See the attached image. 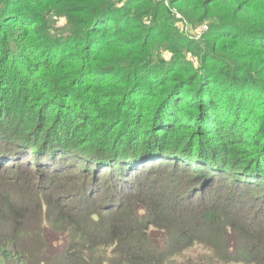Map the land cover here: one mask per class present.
Returning a JSON list of instances; mask_svg holds the SVG:
<instances>
[{"label": "trees", "instance_id": "obj_1", "mask_svg": "<svg viewBox=\"0 0 264 264\" xmlns=\"http://www.w3.org/2000/svg\"><path fill=\"white\" fill-rule=\"evenodd\" d=\"M29 2L33 6H28L27 3L20 0H0V54H2L0 67L8 66L10 60L19 63L18 57L22 54L30 55L37 64L46 61L42 68L49 69V76L44 82L45 89H41L40 99L45 103L44 106L50 102L52 105L46 111L39 113L40 118L34 116V111L31 109V112L29 111L27 116L24 115L19 123L8 124L7 120L0 119V136L7 132V135L3 137L6 141L0 139V155L5 157L2 159H7L12 154V156H16L15 161L20 162V154L25 153L26 149L31 151L36 149L35 151L39 152L38 148L46 149L42 150L44 152H51L50 156L47 155L51 159H53L54 153H57L63 161L68 159V156L80 154V157L86 160V164L83 166L84 173L89 172L87 165L93 159L112 157L118 160L121 157L119 150L121 147L118 144L107 150L99 149L98 146L100 143L109 144L112 134L117 133L114 131L118 128L117 121L110 123L104 114L123 111L127 107L124 106L125 103L134 100L132 93L139 91L140 79L144 74L149 80L148 74L156 72L159 68L164 69L163 66H157L155 63L156 57H159L156 54L160 49L163 48L172 54L183 50V52L211 58L214 61V75H208L209 78L206 77L203 81L200 75L195 72L192 63H181L179 70L172 72L169 79L162 81L160 86L153 90L151 96L144 99L146 102H144L142 111L148 115L150 104L155 105L156 103L157 106H162L165 101H171L173 93L180 91L178 97L183 90L197 88L201 94L199 96L202 99L201 102L197 105L186 104L185 99H180L176 107L179 110L183 105L187 106L186 110L194 108L192 111L199 110L201 113L204 111L208 115L204 121L198 124V128L195 125H190L184 131L190 137L196 136L199 139L208 140L209 136H212L223 141L226 131L219 126L222 125L220 120L219 123H216L218 120H215V116L208 119L209 114L214 115L219 111L217 92L211 87L227 86L231 89H248L249 94H253L255 91L256 98L244 96V99H248L240 100L241 109L237 115V118L250 116L247 124L252 123V129H255V132L252 131L249 135L252 142H250L251 140L245 141L243 147L239 148L230 146V153L239 150L238 154L242 155L236 154V157L229 155L225 161L222 160L218 163L220 166L224 165L222 168H227L232 160L239 158L240 164L246 168L249 167L247 169L249 173L247 172L243 177L242 175L246 171L237 168V174L242 175L233 178L226 176L224 180H216V177L207 170V164L209 162L213 164V162H211L212 159L210 161L207 159L209 158V148L205 143L204 146L201 144L203 147L198 154L201 168H205L203 171L201 170L203 173L200 176L207 171L210 175H205L199 183H197L200 179L198 172H196L198 178H184L188 184L196 182V188L201 191L206 190V193L212 189L233 193V199L236 202L240 201L237 209L245 210V206L242 205L249 202L255 211L252 212V217L247 219L250 222L243 221L239 217L232 218L229 210L223 209L221 212L217 210L219 197L214 198L210 203L205 202L199 210L195 209L193 211L195 212L194 220H187L186 217L189 214L184 217L185 215L182 213L172 217L171 214L175 209L181 210L185 203L192 202L190 194L193 190L191 189L183 199L175 194V203L179 206L176 204L161 208L152 199L154 195H162L151 190L156 188L154 186L147 191L142 189L140 194L127 196L128 200L125 205H128L127 208L130 207L131 211L123 221L117 219V213H107L102 208H99L101 210L83 208L81 211L87 213L84 212V219H78L71 212L64 211L50 193L49 195L44 192L35 193L30 201L22 199L16 187L21 186L25 178L20 179L19 175H14L10 179L13 185L5 188L0 185V219L2 220L0 256L8 263L15 262V264H264V231H261L260 228V226L264 228V192L260 191L264 188V0H168L167 3L170 5L168 7L158 0H127L123 7L118 6L120 0H43L40 2L29 0ZM134 2H139L136 4L138 7H133ZM12 4H14L15 10L7 13V8ZM171 7L178 8L184 16L186 15L188 22L200 24L210 21V30L205 33L202 43L188 41L185 45L177 44L175 40L183 41L184 37L178 34V29L174 25L167 23L169 18L164 12H168ZM223 7H227V10L224 11ZM48 10L54 15L68 17L73 32V36L69 38L74 41L72 51H69V46L67 49V45H64L62 40L50 37L52 24L45 17V12ZM4 19L6 20L4 21ZM168 24L172 25L169 28L174 30L172 37L167 33ZM160 26L163 28H158ZM3 32L10 34L3 37ZM29 35L31 36L29 37ZM153 38H157L158 41ZM30 39L29 43L25 42ZM100 42L103 44H99ZM75 43L82 45H74ZM194 44L198 45V48L194 47ZM52 46L66 47L67 50H64L62 54L59 53L62 58L58 55L54 61V58L47 56V53L39 56L44 48ZM94 54H96L95 57ZM54 62L55 64H53ZM67 62H70L71 65H65ZM93 74L96 77H104L105 81L96 82L95 79H92ZM38 75L39 71L28 76L30 80H33ZM214 77L221 79L223 83L219 86L218 81L213 80ZM112 78H115L114 81H110ZM89 81L90 84L97 83L96 88L89 87L87 85ZM18 83L20 81L17 79ZM21 84H24V81ZM83 89L91 93L88 96L81 94L80 91ZM134 95L139 97V92ZM55 96H62L64 99L65 97L69 99L70 96L76 97L82 106L90 107L88 111L86 110L87 113H90V118L75 119L76 121L71 124L74 127H72L73 131L75 129L78 132L63 144L57 137L58 128L53 129V134L48 141H44L50 132L49 129L54 127L49 125L50 119L58 112V108L55 110L54 103L62 100L60 97L54 98ZM25 99L30 101V98ZM32 99L35 101V98L31 97ZM249 103H251L250 111L244 112L243 107ZM0 104L2 107L6 104L3 110L11 112L10 105L5 101ZM153 105L151 107L154 110L156 105ZM50 110H54L53 115L49 113ZM164 111L165 109H162L161 117ZM180 115L178 114L176 118L178 119ZM60 116L64 119L68 118L62 113ZM73 116L71 114L69 120H74ZM174 117V115L171 117L172 123L177 122ZM237 118L235 120H238ZM104 119L106 121L98 128L95 122ZM159 122L160 119L156 121L154 128L158 127ZM123 123L125 126V122ZM128 129L129 126H127L125 134L122 135L123 139L116 137L111 144L117 140L123 142L128 136L130 137L129 147L126 149L137 156L142 153V157H151L154 154L168 151V149L171 150L170 147L174 142L171 136L178 132L176 128L172 127L165 132L164 136L161 135L156 143H151L152 146L149 150L152 153L158 152L150 156L151 152H145L144 141H141L145 132L148 133L142 117L133 130ZM75 135L77 137H74ZM74 142L76 143L74 144ZM80 142L82 147L84 146L83 148H77L76 144H80ZM126 149L125 153H127ZM184 150L186 147L182 151ZM250 156L253 158L249 159ZM258 156L260 157L259 161L257 160ZM1 160L0 169L4 168L7 171L4 166L5 160ZM254 160H257L258 167L255 168L257 172L252 167L256 164L253 163ZM15 165L17 168L22 167V164L19 163ZM110 165L113 166V164ZM179 166L178 162L174 163L177 172L181 170ZM230 166L233 169L235 165ZM159 167L163 168V165L160 164ZM113 169L117 173L120 171L118 164ZM186 169H190L188 173L193 172L190 167ZM125 172L123 174V171H120L118 174L120 177L114 176L108 179L112 184L111 190L114 194L111 197L114 203L109 204L111 208L115 207L116 203L119 204L118 200L113 199H120V194L124 193L123 190H128V188L127 190L123 189L130 179L125 176ZM259 172L262 178L258 175ZM98 173L96 172L93 177L96 182L92 185L93 189L99 186L98 181L102 178V175L99 176ZM132 175L136 179L139 178L136 172ZM80 180L85 184V178L81 177ZM201 184H204L202 186L204 188L199 187ZM170 186L167 185L163 191L169 190ZM29 187L31 190H37L36 186H33L34 189H32L31 184ZM106 192L109 193V191ZM88 193L92 194L93 192ZM149 196L151 197L149 198ZM135 206L137 209L134 208ZM198 215L199 218L207 220L205 225L210 228L211 233L213 232L208 234L210 241L205 239L204 243L215 250L219 256L217 262L212 263L207 259L200 262L195 260L192 263V259L184 257L182 254L188 246L185 244L186 241L194 239L192 229L193 225L198 224ZM255 220L260 221L258 222V224L260 223L258 225L260 232L253 225ZM154 230L161 231L165 236L164 248L161 250L157 248L156 243L149 240L152 239ZM46 234L66 235L67 241L63 247L62 255L47 256L52 248L49 244L47 245ZM244 243L252 244V248L248 250V256L240 260L237 259L239 257L238 245Z\"/></svg>", "mask_w": 264, "mask_h": 264}, {"label": "rangeland", "instance_id": "obj_2", "mask_svg": "<svg viewBox=\"0 0 264 264\" xmlns=\"http://www.w3.org/2000/svg\"><path fill=\"white\" fill-rule=\"evenodd\" d=\"M25 3H27L28 6H33L29 0H20ZM35 1V0H34ZM43 0H37V2H40ZM162 1L164 3V6L168 7L170 6L167 1L168 0H158ZM127 0H120L118 3L119 7H123L126 4ZM139 2H134L133 7H138L136 4ZM15 10L14 4L10 5L7 8V13H11ZM223 10H227V7H223ZM164 11V10H163ZM165 15L169 18L167 23H171L178 29V34L182 37H184V40H175L177 41V44L183 45L186 44L188 41H194L195 43L200 42L202 43L203 37L205 33H207L210 30V21L197 24L195 22H188V18L186 15L178 8H170L168 12H164ZM171 15L173 16L171 18ZM45 17L51 21L52 29L50 32V37L52 39H60L64 42V45H67V49L69 46V51H72V43H74L73 40H69L71 36H73L72 28L70 26V22L67 16L64 15H54L53 12L50 13V10L45 12ZM6 19H4L5 21ZM166 20V18H165ZM162 24V23H159ZM168 24L167 26V33L170 37L173 36V31L169 27L172 26ZM207 27L206 29L203 27ZM158 28H163L162 26ZM172 30V31H171ZM227 31V29H225ZM10 33L3 32V37L8 35ZM155 34V33H154ZM31 35H29L30 37ZM157 36V35H156ZM155 37V36H154ZM153 40L158 41L157 38H153ZM30 40H26L25 42L29 43ZM105 41V40H102ZM154 41V42H155ZM99 44H103V42H100ZM63 45V44H61ZM74 45H82L80 43H75ZM201 45V44H200ZM194 47L198 48V45L194 44ZM66 47H55L52 46L51 48H44L43 51L39 56L44 55L47 53V56H52L54 61L57 59L59 53L62 54L64 50H67ZM7 54V53H6ZM96 54L93 56L95 57ZM155 59V63H157V66H163L164 69L159 68L156 72L148 74L147 76L150 77L149 80L146 79L145 74L143 78L140 79L141 84L139 85V97L137 95H134L135 93H132V96L134 100H129L128 103H125L124 106H127L123 111L118 112H111L104 114V117L106 116L107 119L112 121V123H118L116 126L118 127L115 129L114 135L112 134L111 142L116 138L120 137L122 138V135L125 134L127 126H129L128 130H133L135 126L137 125L139 119L142 117V121L146 129L148 130V133L145 132V135L143 136L144 141V150L145 152H151L149 149L151 148V143H156V141L159 139L161 135L164 136L165 132L168 129H171L172 127L176 128L178 132H176L174 135L171 136L172 141V147H170L171 150L168 149V151L160 152L161 154H154L158 151H154L153 153H149L151 157H142L141 154H133L132 152L128 151L126 148L129 147V138H125L123 142L116 141L114 144H101L98 145L99 149L107 150L109 148H113L116 144H118L121 149L120 155L121 157L118 158V160L111 158H98L93 159L88 163L89 172L84 173L83 172V166L86 164V160L82 159L79 155L76 156H68V159L61 160V156L57 153H54L53 159H51L49 156L51 155V152H44L42 150H46L44 148H38L40 151L37 152L34 149L31 150H25V153H21V160L15 161L16 156L5 158L4 155H0V160L4 161V166L7 171L4 170V168L0 169V185L4 186V188L10 185H13L11 177H14V175H19V178H25L23 179L22 185L16 187L18 192L21 194L22 199L30 201L34 194L37 193H46L51 195V197L59 204L61 208L64 209V211L71 212L74 217H78V219H84V212L81 209L87 208L88 210H92L93 208H97L98 210H101L99 208H102V210H105L107 213L114 212L117 213V219L119 221H123L128 217L129 211H131V208H127L125 205L126 201L128 200L127 196L132 194H140L139 192L142 189L152 188L151 190H155L156 194H162L160 196H153L152 199L156 202V205L158 207L161 206H169V205H176V196L175 194L183 199L185 196L190 193L191 189L193 192L190 194L191 198L190 200L192 202H187L184 204V206L181 208V210L175 206L178 209H175L173 213L171 214L172 217H176L180 213L185 215L187 214L188 217H186L187 220H194L195 216V209H200L203 204L210 203L214 198H219L220 201L217 203V210L221 212L223 209L229 210V214L232 218L239 217L243 221L250 222V219L253 215V211H255V208H252V204L249 202H246L245 210L237 209L236 207L239 206L240 201L234 200L233 193H226L225 191H215L212 189L210 192L206 193V190L201 191L196 188V182H192L188 184L184 181L185 177L190 178H198L199 173V180L197 183L201 182L202 178H204L205 175L209 176L214 175L216 177V180L222 179L224 180V177H236L242 174H237L236 169H240L241 171H246L245 174L248 172L247 169L249 167H244L243 164H240V160H232V163H229L230 165H235L233 169H231V166L227 168H222L223 166L218 165L219 161H225V158H228L229 155L236 157L238 154V151H234L230 153L229 147L234 146L239 148L240 146L245 144V141H250L249 135L251 132H255V129H252V123L247 124V122L250 119V116H244L237 118L238 112L241 109V105H239L240 100L246 101L248 98L244 99V96L246 97H257L256 92L253 91V94H249L248 89H234V88H227L224 86H220V84L223 83V81L219 78L214 77L213 80L218 81L220 88H216L214 86L211 87V89H216V96L218 98V105H219V111L217 113H213L214 115L209 114L208 119L210 120L211 117L219 123H222V125H219L221 128L224 129L225 134L223 141L221 139L213 138L212 136H209L210 138L208 140L205 139H199L196 136H189V134L184 131L188 128V126L195 125L198 128V124L202 121H204L207 117V113L204 111L201 113L199 110L192 111V110H186L185 108L187 106H180V109L176 107L178 105L180 99H185L186 104L192 103L197 105L199 102L202 101V99L199 98L201 96L200 91H197V88H189V90H183V92L180 94V96L177 97L178 93L180 91H177L176 93H173L171 101H165V103L162 106H157L153 108L151 107L153 104H150L148 115L143 113V107L144 102H146L144 99L149 98L151 94L153 93V90L157 89L160 86V83L162 81H165L169 79V77L173 74L172 72H176V70H179L180 64L185 62H190L193 64V67L195 68V72L197 75L199 74L203 81H205L206 77L209 78L208 75H214L215 67L213 66L214 61L211 58H206L198 55H194L193 53H187L179 51L175 54H172L170 52H167L165 49H160ZM2 56V54H0ZM62 58V55H59ZM20 59L19 63H14V61L10 60L8 63V66L0 67V102L10 105L11 112H8L7 110H3L0 104V119L7 120L8 124L10 123H19L20 119H23L24 115L27 116L28 113H30L31 109L34 111V116L40 118L39 113H42V111H46L48 107H50L52 104L51 102L47 105H43L45 103L42 102V99H40L41 95V89H45V80L48 79L49 69L42 68V65H44L43 61L40 64H37L36 61H33L32 57L28 54H22L18 57ZM45 60V59H44ZM53 62V61H52ZM51 62V63H52ZM55 64V62L53 63ZM65 65H71L70 62H67ZM23 66V67H22ZM62 66V65H61ZM14 67V68H13ZM21 67L23 71L21 70ZM207 70V71H206ZM210 72H209V71ZM39 75L36 76L37 78H34L33 80H30L29 76L32 73L38 72ZM31 72V73H30ZM138 75V74H135ZM179 75V74H178ZM138 77H140L138 75ZM4 78H6L4 80ZM17 79L20 81V83L17 84ZM92 79H95L96 82H103L105 81L104 77H96L95 74H93ZM115 78H112L110 81H114ZM24 81V84H21L22 81ZM42 81V82H41ZM139 81V82H140ZM87 82V85L92 86L93 88H96L97 83ZM31 84V85H30ZM96 84V85H95ZM81 94H84L86 96L89 95L91 92H86V90H81ZM80 94V95H81ZM36 95V96H34ZM40 95V96H38ZM254 95V96H253ZM30 98V101L26 100L25 98ZM35 98V101L32 99ZM60 97L62 100H59V102H55V110L58 108V112L53 115L54 110H50L49 113L52 116V119H50V126H54L50 128V134L48 133L47 137L44 138V141H48L49 137L53 134V129H57V131L60 133H57V137H59L60 143L63 144L66 141H69V139L78 132V130L73 131V125L72 122L76 121L75 119H84L90 118V113H87L88 108L86 106H82L76 97L70 96L68 97H62V96H55ZM4 99V100H3ZM41 100V101H40ZM147 100V99H146ZM204 100V99H203ZM38 101V102H36ZM205 101V100H204ZM153 105V106H155ZM189 106V105H188ZM129 107V108H128ZM251 108V103L245 104L243 107L244 112H249ZM162 109H165L162 115ZM87 110V111H86ZM30 111V112H29ZM182 112V115L180 113ZM60 113L63 115H66L68 118H62L60 116ZM23 114V116H22ZM74 115V120H69V116ZM178 119L176 118L177 115ZM42 115V114H41ZM145 115V117H144ZM175 116L177 122H171V117ZM33 116V117H34ZM237 118L238 120H235ZM113 119V120H112ZM160 119L159 125L157 128H154V125L156 124V121ZM106 120H101L99 122H95V125H98V128L101 124V126L104 124ZM123 122H125V126H123ZM71 124V125H70ZM111 125V124H110ZM36 126V125H35ZM34 126V128H35ZM100 126V127H101ZM194 126V127H195ZM73 127V128H72ZM124 127V128H123ZM120 130V131H119ZM164 131L162 133V131ZM73 131V133H71ZM161 132V133H160ZM80 134V133H79ZM77 134V135H79ZM95 134V131L93 132V135ZM179 134V135H178ZM4 135H7V132L3 134V136H0V139L3 141H6L3 139ZM176 135V136H175ZM178 136V137H177ZM74 137H77L76 135ZM167 137V136H165ZM261 138V137H260ZM2 141V142H3ZM1 142V143H2ZM78 142V141H77ZM252 142V140L250 141ZM76 142H74L75 144ZM83 143V141H82ZM82 143L76 144L77 148H83ZM207 143V147L209 148V158H207L209 161L212 159L211 164L210 162L207 164V170H209L211 173L209 174L208 171L201 175L203 172V169L201 168V164L199 163L201 160L198 157V154L202 150L201 148L204 146V144ZM99 144V143H97ZM201 144L203 145L201 147ZM114 145V146H113ZM246 148V145H244ZM29 147V146H28ZM27 147V148H28ZM186 147V150L182 151ZM243 147V146H242ZM182 148V150H181ZM125 149L126 152L125 153ZM247 150V148H246ZM58 152V150H55ZM109 151V150H108ZM195 152V153H194ZM247 152V151H246ZM40 153V154H39ZM237 154V155H236ZM49 155V156H47ZM56 156V157H55ZM49 157V159H48ZM253 158V156L248 157ZM260 157L258 156L257 160ZM1 160V161H2ZM120 160H123V162H120ZM217 160V161H216ZM253 160V159H252ZM257 160L253 161L255 164ZM216 161V163H215ZM259 161V160H258ZM178 162L180 164V172H177L174 163ZM16 163L22 164L20 168H17L15 165ZM163 165L162 167H159L160 164ZM110 164H113L110 165ZM118 164L119 170L124 174L128 179L127 184L124 186L123 189V195L120 194V199L115 198L113 200H118L119 204L116 203L115 207H110L109 204L114 203L112 201V195L113 192L111 190L112 184L108 180L111 177L119 176L118 174L120 171L115 172L113 169L114 166ZM159 164V165H158ZM206 165V163H203ZM260 164V162H259ZM258 164V165H259ZM40 166V169H39ZM182 167V168H181ZM191 168V173H188L189 170L186 168ZM206 167V166H205ZM218 167V169H217ZM221 167V168H220ZM254 171H256L257 163L252 166ZM156 168V169H155ZM193 169V170H192ZM99 173H98V171ZM202 170V171H201ZM102 175V178L99 179L98 183L99 186L95 187L93 189V184L95 182V179L93 178L96 174ZM137 173L139 175V178L136 179L133 173ZM198 172V173H196ZM261 172V171H260ZM260 172L258 175L261 177ZM131 173V174H130ZM241 173V172H240ZM243 173V172H242ZM249 173V172H248ZM197 174V175H195ZM190 175V176H189ZM195 175V176H194ZM76 176V177H75ZM83 177L86 179V186L82 183L80 178ZM120 177V176H119ZM211 177V176H210ZM262 178V177H261ZM140 179V181H139ZM169 180V181H168ZM31 184V188L33 186H36L37 190H31L29 185ZM96 184V182H95ZM167 185H171L169 187V190L163 191V188L167 187ZM204 184H201L202 187ZM96 188H98L96 190ZM204 188V187H202ZM39 189V190H38ZM102 189V190H99ZM105 189V190H104ZM219 189V188H218ZM122 190V189H121ZM106 191H109L106 192ZM261 192H264V188L260 190ZM88 192H93L92 194ZM94 192H98L100 194H95ZM109 194V195H108ZM108 195V196H107ZM126 196V197H125ZM151 196H149L150 198ZM121 202V203H120ZM178 202V201H177ZM97 206V207H96ZM102 206V207H101ZM227 206V207H225ZM136 208V206L134 207ZM130 209V210H128ZM137 209V208H136ZM85 210V209H84ZM164 210V209H163ZM159 211V210H158ZM170 211V209H168ZM178 212V213H177ZM80 213V214H79ZM87 213V212H85ZM177 213V214H176ZM227 215V214H226ZM207 220L203 218H199L198 215V224L193 225V234L194 239H188L186 241V245H188L185 248L184 257H188L189 259H192V263L194 261L200 262L201 260H210L212 263L217 262V259L219 256L215 253V250H213L210 245L205 244L204 240L207 239L210 241V238L208 237V234H212L211 230L208 226H206ZM255 223L253 225L258 229L260 232V229L258 227L259 220H255ZM252 226V227H254ZM2 227V220L0 219V228ZM261 231H264L263 226H260ZM102 229V228H101ZM210 230V231H209ZM197 237V238H196ZM255 238V236H254ZM153 239V240H152ZM152 239H149L152 243H156L158 246L157 248L159 250L164 248L163 243L165 242V236L161 231L154 230L152 232ZM46 240L47 245L49 244L52 248V252L49 251L47 256L54 255V256H60L62 255L63 247L66 245V235L61 236L60 234H46ZM132 240V239H131ZM130 240V241H131ZM198 240V241H197ZM132 242V241H131ZM201 242V243H200ZM262 243V242H261ZM237 245V244H236ZM191 246V247H190ZM238 255L237 259H244L248 256V250L252 248V244H239L238 245ZM243 247V248H242ZM256 248V247H255ZM255 251V249H254ZM237 255V254H236ZM239 260V261H240ZM185 261V260H180ZM0 264H15L8 263L2 256H0Z\"/></svg>", "mask_w": 264, "mask_h": 264}, {"label": "built area", "instance_id": "obj_3", "mask_svg": "<svg viewBox=\"0 0 264 264\" xmlns=\"http://www.w3.org/2000/svg\"><path fill=\"white\" fill-rule=\"evenodd\" d=\"M203 28H205V29H206L207 27H205V26H204Z\"/></svg>", "mask_w": 264, "mask_h": 264}]
</instances>
